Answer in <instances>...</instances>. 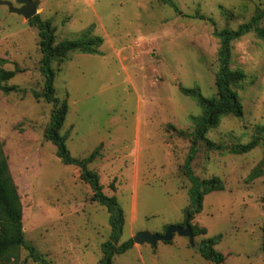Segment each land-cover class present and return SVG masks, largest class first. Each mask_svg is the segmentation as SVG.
Returning <instances> with one entry per match:
<instances>
[{
  "label": "rangeland",
  "instance_id": "374dc122",
  "mask_svg": "<svg viewBox=\"0 0 264 264\" xmlns=\"http://www.w3.org/2000/svg\"><path fill=\"white\" fill-rule=\"evenodd\" d=\"M172 1L177 11L160 0H40L38 16L53 29L55 45L104 40L99 54L71 52L52 62L55 96L68 105L59 134L76 159L97 150L88 169L124 213L120 243L184 226L197 180L224 184L189 221L194 246L175 234L156 246L134 244L112 264H216L200 246L217 236L220 264H264V41L250 32L232 43L231 70L246 76L232 83L243 116L223 117L189 163L192 118L202 112L180 90L218 96L215 32L250 24L264 12V0ZM42 66L37 26L0 5V160L19 195L26 245L39 258L19 246L3 264H100L110 214L93 200L81 169L65 165L46 138L54 105L42 97ZM254 139L259 145L250 152H231ZM3 230L13 233L0 209Z\"/></svg>",
  "mask_w": 264,
  "mask_h": 264
},
{
  "label": "trees",
  "instance_id": "16d2710c",
  "mask_svg": "<svg viewBox=\"0 0 264 264\" xmlns=\"http://www.w3.org/2000/svg\"><path fill=\"white\" fill-rule=\"evenodd\" d=\"M160 1L170 5L176 11L178 10L172 0ZM263 16L264 12L255 16L250 24L242 25L235 31L224 29L215 32V36L220 40L217 97L206 98L197 87L193 89L180 88L184 95L193 98L197 102L202 112L201 116L192 118L195 130L188 163L194 158L199 142L205 139L206 134L211 129L218 126L223 117L234 116L242 118L243 107L232 89V83L236 76L240 80H245L246 76L244 73L236 74L231 70L232 43L250 32H254L264 41V29L259 27ZM199 19L214 23L211 18L206 16H199ZM31 22L39 30L40 49L43 54L41 72L45 79V85L42 97L46 103L54 105L46 138L56 147V154L65 165H73L81 169L82 180L88 183L94 192L93 200L105 207L110 214L111 237L109 241L102 245L103 256L100 264H112L116 255L124 254L135 243L133 239L120 243L125 223L124 213L114 197H109L103 193L97 174L88 169L89 164L97 157V150L86 159H76L71 155L67 147V137L59 134L68 113V105L66 102L61 103L59 98L55 96V72L52 69V62L56 57H65L71 52L99 54L98 49L104 40L101 37H93L77 41H64L59 45H55L54 31L48 22L42 21L38 15L33 17ZM259 131L264 134V126ZM207 143L213 149L214 145L211 142ZM258 145L259 142L254 139L249 144L234 147L231 152L234 154H245ZM259 173V171H255L252 177H257ZM224 189V184L219 178L215 177L204 181L197 180L195 187L190 192L191 207L186 212V219L189 217L190 220L194 215L202 212L203 199L206 195L216 191H223ZM0 209L9 221L13 231L12 234H8L5 230L0 232V264H3L5 256L12 248L19 246H24L29 251L30 257L38 262L39 258L36 256L34 248L26 245L25 242L19 195L16 188L10 183L8 166L5 160H0ZM201 231L204 232V230ZM220 239L221 236H217L201 243L200 253L204 259L216 264L224 261V256L214 249Z\"/></svg>",
  "mask_w": 264,
  "mask_h": 264
},
{
  "label": "water",
  "instance_id": "95a60500",
  "mask_svg": "<svg viewBox=\"0 0 264 264\" xmlns=\"http://www.w3.org/2000/svg\"><path fill=\"white\" fill-rule=\"evenodd\" d=\"M20 5L18 8L14 7L11 2L0 0V5L8 7L11 13L20 15L26 20H30L38 15V7L40 0H16ZM189 217H187L184 226H169L163 235L150 234L148 232H141L137 234L133 240L135 244L143 245L150 244L156 246L159 242H171L175 234H179L182 237L189 239L192 246L195 245V237L189 223Z\"/></svg>",
  "mask_w": 264,
  "mask_h": 264
}]
</instances>
